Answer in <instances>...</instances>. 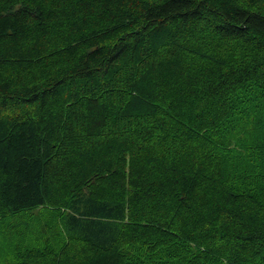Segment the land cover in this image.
<instances>
[{
    "label": "trees",
    "instance_id": "obj_1",
    "mask_svg": "<svg viewBox=\"0 0 264 264\" xmlns=\"http://www.w3.org/2000/svg\"><path fill=\"white\" fill-rule=\"evenodd\" d=\"M34 208L63 244L6 264H264V0H0V220Z\"/></svg>",
    "mask_w": 264,
    "mask_h": 264
},
{
    "label": "rangeland",
    "instance_id": "obj_2",
    "mask_svg": "<svg viewBox=\"0 0 264 264\" xmlns=\"http://www.w3.org/2000/svg\"><path fill=\"white\" fill-rule=\"evenodd\" d=\"M50 213L42 208H34L0 220V264L13 262L17 247L40 245L38 240L42 241L47 236L45 228L48 223H53L56 233L52 236L53 245L57 249L61 247L64 241L63 227L59 221L47 220Z\"/></svg>",
    "mask_w": 264,
    "mask_h": 264
}]
</instances>
